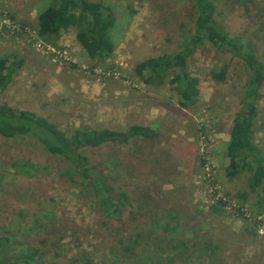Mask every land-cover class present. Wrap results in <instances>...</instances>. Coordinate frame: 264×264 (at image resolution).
Here are the masks:
<instances>
[{
  "label": "rangeland",
  "instance_id": "374dc122",
  "mask_svg": "<svg viewBox=\"0 0 264 264\" xmlns=\"http://www.w3.org/2000/svg\"><path fill=\"white\" fill-rule=\"evenodd\" d=\"M54 1L0 0V59L23 60L0 105L33 112L67 135L135 124L155 126L158 135L82 151L128 196L118 220L103 216L91 185L72 180L64 159L35 140L0 136V240L7 238L8 253L30 248L31 264H264V205L248 190V172L226 175L233 120L245 108L249 73L242 61L234 60L219 82L212 73L222 56L209 45L195 47L186 71L198 80L199 95L184 109L168 83L177 70L150 86L135 66L181 49L194 31L191 0H93L116 19L115 51L104 63L88 58L74 28L65 41L81 52L59 38L40 39L37 48V18ZM213 2L218 25L264 63V0ZM56 70L81 73V96L51 94ZM254 127L264 154V84Z\"/></svg>",
  "mask_w": 264,
  "mask_h": 264
},
{
  "label": "trees",
  "instance_id": "16d2710c",
  "mask_svg": "<svg viewBox=\"0 0 264 264\" xmlns=\"http://www.w3.org/2000/svg\"><path fill=\"white\" fill-rule=\"evenodd\" d=\"M194 10V31L185 40L181 49L173 54H161L139 62L136 75L146 85L162 86L169 70H177L168 80L182 101V108L196 105L199 95L198 80L186 71L187 60L195 47L209 45L220 54L223 63L212 78L223 82L234 60L242 61L249 76L244 94L245 108L236 114L226 148L230 166L226 175L234 178L248 172L247 187L258 194L259 207L264 205V154L254 142V123L257 103L264 84V63L258 58L249 43L230 36L215 20L213 0H191ZM115 15L105 4L93 0H55L53 5L37 18L38 37L49 42L57 39L70 28L76 29V40L88 58L100 63L111 58L115 46L110 36L115 26ZM23 67V60L15 56L0 59V97L13 83ZM147 73V76H144ZM155 126L131 125L126 130L110 128L91 129L81 127L67 135L56 124L33 112L16 110L0 105V136L15 140L27 138L37 141L47 154L64 159L68 164L67 174L73 180L81 178L91 185L93 197L104 217L119 219L128 205V196L116 192L109 185L102 170L90 165L83 150H95L110 144L127 145L133 139L157 138ZM7 238L0 240V264H31L32 249L20 250L17 255L8 253Z\"/></svg>",
  "mask_w": 264,
  "mask_h": 264
},
{
  "label": "crops",
  "instance_id": "0c3cea01",
  "mask_svg": "<svg viewBox=\"0 0 264 264\" xmlns=\"http://www.w3.org/2000/svg\"><path fill=\"white\" fill-rule=\"evenodd\" d=\"M68 32H71V29H68L67 31L63 32L59 39L62 40L63 44L67 46H72V50L77 49L79 45H76L75 42L74 44L67 43L65 40L67 39L66 35ZM74 40H76V33L74 34ZM78 50V49H77ZM71 51V50H70ZM78 52H81V49L79 48ZM67 76V78L65 77ZM52 80V92L53 96H63L65 98H68L69 93L71 94L72 92H77V96H81V91L84 92V85H81V73L74 72L72 70H56V71H51V78L50 81ZM82 88V89H81ZM101 92V90H100ZM99 92V93H100ZM102 95H100V98ZM141 126V125H140ZM149 127V126H145Z\"/></svg>",
  "mask_w": 264,
  "mask_h": 264
},
{
  "label": "built area",
  "instance_id": "2783aa9c",
  "mask_svg": "<svg viewBox=\"0 0 264 264\" xmlns=\"http://www.w3.org/2000/svg\"><path fill=\"white\" fill-rule=\"evenodd\" d=\"M37 40H38V41H37V45H36V46H37V48L40 49V48L43 47V43H42V41L40 40V38H38V37H37ZM47 49L50 50V51H54L53 49H51V48H49V47H47Z\"/></svg>",
  "mask_w": 264,
  "mask_h": 264
}]
</instances>
